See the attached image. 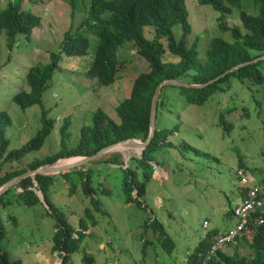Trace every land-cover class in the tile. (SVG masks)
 <instances>
[{
    "label": "rangeland",
    "instance_id": "obj_1",
    "mask_svg": "<svg viewBox=\"0 0 264 264\" xmlns=\"http://www.w3.org/2000/svg\"><path fill=\"white\" fill-rule=\"evenodd\" d=\"M245 3H248L244 5L248 11L255 12L252 0ZM7 4L8 0H0V10ZM186 4L193 24V33L188 41L190 44L197 36L200 37L197 48L202 52V61H205L209 43L214 37L234 41L229 31L220 28V13L210 6L200 5L197 0H186ZM90 5L91 0H81L73 17L68 0H24L23 8L38 14L41 25L33 30L30 39L19 35L13 51L7 49L5 36L1 37L0 112L7 113L11 120L6 129L9 151L21 148L42 130L43 108L47 119L53 123V131L43 146L29 152L21 161L5 165L9 171L28 169L64 149H76L83 127L93 125L92 117L98 108L120 121L116 107L130 96L133 82L139 74L150 70L148 62L138 53V47L128 43L119 49L122 65L116 83L108 87L98 85L97 80L87 77L95 58L97 42L94 34H88L91 46L86 55L63 54L58 61L44 93L43 105L24 110L13 100L16 93L30 90L26 81L28 71L38 63L51 62V54L60 51L64 34L77 29L86 18ZM239 13L238 9L233 13L237 23ZM222 21L229 26L233 22L229 15ZM151 30L152 27L146 28L147 37H150ZM173 31L176 37H180L181 24L176 25ZM260 65L264 72V62ZM179 93L173 87L166 88L164 95L170 97L167 98L166 108L157 115L158 127L169 131L168 140L173 146L152 152L154 172L158 166L169 171L170 177L161 180L153 176L154 179L146 186L143 204H126L127 194L121 187L129 174L123 166L113 170L109 164L99 168L89 164L92 182L89 194H85L82 175L55 177V183L49 189L50 201L64 211L73 226L78 228L85 209L93 208L91 196L99 199L104 209L103 214L93 211L99 217V226L92 235L87 231L90 235L71 255L69 264H86L82 259L86 253L94 255L95 264H183L186 253L193 252L207 232L236 224V218L228 212L240 201L237 174L240 155L250 172L251 183L264 182V113L257 115L258 106L253 102L249 83L233 79L230 89L216 93L203 106L189 104ZM259 98L263 99V93ZM243 107L251 109L250 119L242 114ZM221 116L232 127L230 132L220 125ZM68 119L70 122L62 132ZM182 141L193 149L181 150ZM117 150V147L111 148L108 154ZM134 154L141 157V150L137 148ZM69 161L62 159L54 166ZM130 161L127 160L128 163ZM91 162L103 160L96 158ZM103 188L111 189L110 193H103ZM14 191L18 193L22 190L16 187ZM14 191L7 196L13 204L1 212V222L7 231L3 250L12 259H21L24 264H62L61 255L53 251L55 219L46 203L27 207L21 200L13 198ZM38 195L44 201L40 191ZM156 197L162 198V204L157 202ZM154 218H158L175 244L171 253L162 247L154 234L155 223L151 224ZM206 221L209 223L207 229L203 227ZM146 239L152 244L144 245ZM238 247L243 255L249 253L248 245Z\"/></svg>",
    "mask_w": 264,
    "mask_h": 264
},
{
    "label": "trees",
    "instance_id": "obj_2",
    "mask_svg": "<svg viewBox=\"0 0 264 264\" xmlns=\"http://www.w3.org/2000/svg\"><path fill=\"white\" fill-rule=\"evenodd\" d=\"M23 1L8 0L9 3L0 10V41L4 35L7 49L10 51L16 47L19 35L23 34L30 39L33 30L41 25V17L24 9ZM197 1L200 5L210 6L221 14L219 18L220 28L229 31L234 39V41H229L222 37H214L209 43L210 47L206 53L205 61L201 60L202 52L197 48L200 37L197 36L190 44L188 41L189 36L193 33V24L190 22V12L186 0H91L86 18L76 30H69L64 34L60 51L51 54V62L38 63L28 71L26 81L30 90L16 93L13 100L24 110L34 105H43L44 93L47 91L48 83L58 67V61L63 54L69 56L86 55L91 46L88 34H94L97 37V42L95 58L87 72V77L97 80L98 85L108 87L116 83L119 68L122 65L119 62V49L128 43H133L138 47V53L148 62L150 70L139 74L133 82L130 96L116 107L120 121L111 118L104 109L98 108L92 117L93 125L83 127L82 138L76 149H64L49 157L45 162L35 163L28 169L19 168L4 172L5 165L8 163L21 161L29 152L39 150L46 138L52 133L53 123L47 119L48 115L43 108L42 130L21 148L9 151L10 144L6 137V129L11 124V120L7 113L0 112V188L16 176H20L29 170H36L42 165L53 164L63 158L71 160L75 159L71 157H90L105 147L129 139L146 142L150 132L149 115L153 97L157 87L162 82L168 79H178L192 84H206L241 63L264 56V0H252L255 12H250L244 7L248 4L245 3L248 0ZM80 2L81 0H68L73 11V17ZM85 5L88 7L87 3ZM87 7L86 9L83 7V9L87 10ZM235 9L240 10L239 23L233 19ZM226 15L231 16L233 20L231 26L222 21ZM179 24L182 26V34L180 37H176L173 30ZM147 27H152V30L149 31L150 37L145 35ZM262 62L264 61L230 72L204 88H173L178 89L179 95L185 98L189 104L203 106L216 93H224L230 89L231 81L237 79L243 84L249 83V88L253 92V102L258 106L257 115L259 116V114L264 113V72L260 68ZM169 87L172 86H166L162 90L158 102V114L161 109L166 108L167 98L170 96L164 95V91ZM262 93L263 99L261 100L259 96ZM243 112L242 114L250 119L251 109L243 107ZM69 122V119L66 120L62 132ZM157 124L155 135L141 157H133L130 165L126 166L129 175L124 178L121 187L127 194L126 203L143 204L146 186L153 180L154 175L152 164L155 159L152 152H157L158 148L173 146V143L168 140L169 131L159 128ZM220 125L224 127L226 132L232 130V127L225 123L223 116H221ZM62 144L66 148L67 144L64 140ZM180 147L181 150L193 149L186 141H182ZM194 152L198 154V151ZM105 155L112 154L107 153ZM240 159L239 168L249 172L241 155ZM110 162L124 167L118 157H113ZM51 170L57 172L55 168ZM77 173L83 176L82 183L85 194H89L92 187L89 171L86 174L80 171L69 172L64 176L68 177L71 176L70 174ZM85 175L88 176L85 178ZM35 181L38 186L35 185ZM54 183V177H45L39 174L35 176V179L32 177L25 178L17 186L23 192H15L13 198L21 200L27 207H32L42 204L33 189L43 192L45 202L55 219L53 251L61 255L62 264H69L71 255L78 251L80 243L90 235L87 231L99 226V217L93 211L96 210L99 214H103L102 210L104 209L101 201L91 196L93 208L85 209L83 216L79 219L78 228L73 226L64 211L53 206L50 201L49 189ZM14 189L12 188L0 196V264H24L21 259H12L9 253L2 248V243L7 237V231L1 222V212L13 204L7 196ZM247 189L243 188L244 198L247 197ZM110 190L103 188L102 191L109 194ZM232 214V210L228 212V215ZM253 214L250 224L254 234L252 239L248 238L247 234L245 237L239 238L236 245L230 244L228 248L225 247L213 254L210 253V250L218 239L220 231L212 229L200 240L189 257V264H202L203 262L207 264H264V223L256 224L258 219L264 218V212L259 211ZM154 223V234L157 240L167 252L171 253L175 249L174 242L158 218L153 219L151 224ZM143 243L146 246L152 244L148 239L144 240ZM242 244L248 245V254L243 255L239 251L238 246ZM242 248L244 249V246ZM229 250H231L230 253ZM94 258L93 254L86 253L82 259L86 264H95Z\"/></svg>",
    "mask_w": 264,
    "mask_h": 264
},
{
    "label": "water",
    "instance_id": "obj_3",
    "mask_svg": "<svg viewBox=\"0 0 264 264\" xmlns=\"http://www.w3.org/2000/svg\"><path fill=\"white\" fill-rule=\"evenodd\" d=\"M259 61H264V56L259 57L253 61H249V62H245V63H241L233 68H231L229 71H227L225 74H223L222 76L210 81L209 83L206 84H192V83H188L182 80H178V79H168L165 80L164 82H162L156 89L154 97H153V101H152V107H151V113L149 115L150 117V132H149V137L147 139L146 142H141V144H139V149L141 150V153L145 150V148L151 143V140L153 138V136L155 135V129H156V124H157V115H158V102L161 96V92L163 90L164 87L166 86H174V87H185V88H189V89H193V88H204L206 86H208L209 84L220 80L222 77H225L226 75H228L230 72H234L236 70H238L239 68H243L245 66H249V65H253L255 63H258ZM138 140L135 139H129L126 141H122V142H118L116 144H113L111 146L105 147L103 149H101L96 155H93L91 157H85L83 160H81V162L77 165L72 166L71 168H75L78 166H81L85 163H87L89 160L95 159L97 158L99 155L103 154L106 150L111 149V148H115L117 147L118 150L116 152H125V151H129V150H136L137 146L135 144H132L131 142H136ZM120 149V150H119ZM47 167H49V165L40 167L36 170H31L28 171L20 176H16L14 177L12 180L8 181L6 184H4L1 189H0V196L3 195L6 191H8V189L12 188L13 186H16L19 182H21L23 179L28 178L30 176H36V175H44V176H52L54 174L60 173V172H65L68 171L69 169H60L57 172L52 171V170H48L46 172L41 171V169H46ZM71 170V169H70Z\"/></svg>",
    "mask_w": 264,
    "mask_h": 264
},
{
    "label": "built area",
    "instance_id": "obj_4",
    "mask_svg": "<svg viewBox=\"0 0 264 264\" xmlns=\"http://www.w3.org/2000/svg\"><path fill=\"white\" fill-rule=\"evenodd\" d=\"M237 174L240 179V186L248 188L247 197L235 209V216L238 221L236 226L219 238L217 244L211 250L213 254L219 248L234 242L237 237L243 236L250 231L249 224L251 214L257 210H261L264 206V201L261 197L263 186L251 184V178L244 170H238ZM263 222L264 220L261 219L258 223L262 224Z\"/></svg>",
    "mask_w": 264,
    "mask_h": 264
},
{
    "label": "clouds",
    "instance_id": "obj_5",
    "mask_svg": "<svg viewBox=\"0 0 264 264\" xmlns=\"http://www.w3.org/2000/svg\"><path fill=\"white\" fill-rule=\"evenodd\" d=\"M24 2V1H23ZM9 3V2H8ZM22 5H23V3H22ZM38 15V14H37ZM172 87H174V86H172ZM161 94H162V92H161ZM136 140V139H135ZM139 142H142V141H140V140H138ZM144 143V142H143ZM129 151H131L132 152V156L133 157H137L138 155H133V151L132 150H129ZM135 151V150H134ZM116 152V151H115ZM143 153V152H142ZM142 153H141V155H142ZM105 153H103V154H101V155H99L97 158H99V157H101V156H103ZM85 157H87V156H80L79 158H82V159H84ZM91 157V156H90ZM132 157V158H133ZM132 158H130V160L132 159ZM64 159H69V158H63V160ZM96 159V158H95ZM60 160H62V159H60ZM60 160H58L57 162H59ZM89 162H91V160H89L87 163H89ZM56 163V162H55ZM86 164V163H85ZM85 164H83V165H81V166H84ZM46 165H49V166H54V163L53 164H46ZM46 165H42L41 167H43V166H46ZM81 166H78V167H75V168H71V170L69 169L68 171H65V172H60V173H57V174H54V175H52V176H45V177H56V176H64L65 174H67V173H71V172H74L73 170H76L77 168H80ZM157 166V165H156ZM124 167H125V164H124ZM158 167V166H157ZM40 168V167H39ZM15 170H17V169H15ZM238 170H242V169H238ZM7 171H9V170H7V168H6V166H5V168H4V172H7ZM13 171V170H12ZM29 171H31V170H29ZM155 173V172H154ZM248 173V172H247ZM71 175V174H70ZM42 176H44V175H42ZM154 176V175H153ZM30 177H32L33 179H35V176H30ZM67 178V177H66ZM13 179V178H12ZM11 179V180H12ZM240 180V179H239ZM10 181V180H9ZM7 183V182H6ZM5 183V184H6ZM260 183H262V182H259V183H251V184H255V185H259V186H263V189H262V191H261V197H262V199H263V201H264V183L263 184H260ZM35 185L36 186H38V183L35 181ZM3 186V185H2ZM1 186V187H2ZM18 186V184L16 185V186H13L12 188H16ZM239 186H240V184H239ZM71 187H72V185H71ZM12 188H10V189H12ZM243 188L244 187H242V186H240V191L242 192V200L240 201V203H238L233 209H232V211H233V216L236 218V216H235V209L237 208V206L238 205H240L242 202H243V200L245 199L244 198V196H243ZM1 189V188H0ZM10 189H8V191L10 190ZM20 190H21V188H19ZM33 190H35V192L37 193V195H38V192L40 191V190H36V189H33ZM21 192H23V190L21 191ZM41 193H42V195H43V192L42 191H40ZM5 193H7V191L5 192ZM4 193V194H5ZM14 193H15V191H14ZM17 193V192H16ZM18 193H20V192H18ZM3 194V195H4ZM2 196V195H1ZM38 197L40 198V196L38 195ZM43 199H44V201L43 200H41V198H40V201L42 202V203H46L45 202V198H44V195H43ZM45 206L48 208V210L50 211V208L48 207V205H47V203L45 204ZM259 211H261V212H264V206H263V208L261 209V210H257V211H255V212H259ZM51 212V211H50ZM255 212H253V213H255ZM251 214V216H250V224H251V218H252V215H254V214ZM261 219H263L264 220V218H260V219H258L257 220V223L256 224H258V225H260L258 222L261 220ZM237 218H236V224H237ZM264 223V222H263ZM262 223V224H263ZM236 224L234 225V226H232V227H230L229 229H227L226 231H222V232H219V236H218V239L216 240V242L214 243V245L211 247V250H212V248L217 244V242H218V240H219V238L221 237V236H223L224 234H226L230 229H232V228H234L235 226H236ZM250 224H249V228H250V231H248L245 235H243V236H239V237H237V239H235L234 240V242H232V243H229V244H226V245H224L222 248H219L218 250H216L215 251V253L217 252V251H219V250H223L225 247H228L230 244H237L238 243V241H239V238H243V237H245L247 234H248V238H250V239H252L253 238V230H252V228H251V226H250ZM208 226H209V223L206 221V222H204V225H203V227L205 228V229H207L208 228ZM172 239V238H171ZM173 241V240H172ZM211 250H210V253H211ZM192 253L193 252H191V251H188L187 253H186V256H185V258H186V260H185V263H183V264H189V260H190V256L192 255ZM63 259V258H62ZM61 259V260H62ZM63 261V260H62ZM202 264H207L206 262H203Z\"/></svg>",
    "mask_w": 264,
    "mask_h": 264
},
{
    "label": "crops",
    "instance_id": "obj_6",
    "mask_svg": "<svg viewBox=\"0 0 264 264\" xmlns=\"http://www.w3.org/2000/svg\"><path fill=\"white\" fill-rule=\"evenodd\" d=\"M129 154V155H128ZM113 157H118V158H120V161H121V163L122 162H124L126 165H125V167L126 166H129L130 165V163H131V161H130V158H132L133 156H132V152L131 151H125V152H123V151H121V152H114L112 155H109V156H106L105 154L103 155V156H101V157H99V158H97V159H100V160H103V162H89V163H87V165H84V166H81L80 168H77L76 170H73L74 172H76V171H80V172H82V173H84V174H86L87 173V171H89L90 172V167L91 166H89V164L90 165H94V167H97V168H99L100 167V165H104V163H108L110 166H113V170H117V169H119V168H115V167H118V166H122V165H120V164H117V163H109V161L113 158ZM125 157H127V160L128 161H130V163H128L127 162V160H126V158ZM98 163V164H97ZM123 164V163H122ZM160 170L161 172L160 173H158L157 172V170ZM170 173H169V171H167V170H165V169H162V168H159V167H157V169H156V171H155V173H154V177H155V179H161V180H165V179H168L170 176ZM63 178H66V176H62ZM154 179V178H153ZM262 182V181H261ZM239 196H240V201L242 200V192L240 191V188H239ZM156 200H157V202L159 203V204H162V198L161 197H156L155 198ZM240 201H239V203H240ZM126 204H128V205H131V203H126ZM238 204V203H237ZM236 204V205H237ZM235 205V206H236ZM159 206H161V205H159ZM98 227H96L95 229H97ZM230 228V227H229ZM229 228H220V229H218L220 232H222V231H226L227 229H229ZM215 229H217V228H215ZM93 230L94 229H89L88 231H89V233L90 234H92L93 233ZM168 233V232H167ZM102 245V244H101ZM100 245V246H101ZM101 249V248H100Z\"/></svg>",
    "mask_w": 264,
    "mask_h": 264
},
{
    "label": "bare ground",
    "instance_id": "obj_7",
    "mask_svg": "<svg viewBox=\"0 0 264 264\" xmlns=\"http://www.w3.org/2000/svg\"><path fill=\"white\" fill-rule=\"evenodd\" d=\"M131 143L132 144H135L137 146L136 148H138L139 147V144H141V142H139V141L131 142ZM110 150L111 149H108L104 153L107 154ZM75 159H77V160H75ZM75 159L74 160H72V159L71 160L70 159H65V160H70V161L68 163H63V164H60L59 163L60 165H57V166H49L46 169H41V171H47V170L53 169V168H55L57 171L60 170V169H62V168L63 169H69V168L71 169L72 166L79 164L81 162V160H83L82 158H75ZM158 171H159V169L157 170V172Z\"/></svg>",
    "mask_w": 264,
    "mask_h": 264
}]
</instances>
